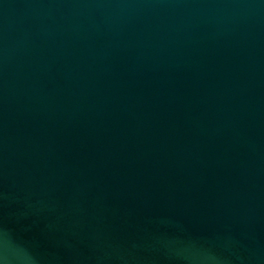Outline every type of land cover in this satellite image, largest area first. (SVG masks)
<instances>
[{
  "label": "water",
  "instance_id": "water-1",
  "mask_svg": "<svg viewBox=\"0 0 264 264\" xmlns=\"http://www.w3.org/2000/svg\"><path fill=\"white\" fill-rule=\"evenodd\" d=\"M5 241L264 264V0H0Z\"/></svg>",
  "mask_w": 264,
  "mask_h": 264
},
{
  "label": "clouds",
  "instance_id": "clouds-1",
  "mask_svg": "<svg viewBox=\"0 0 264 264\" xmlns=\"http://www.w3.org/2000/svg\"><path fill=\"white\" fill-rule=\"evenodd\" d=\"M13 261L28 264L29 257L19 250H13L6 241L0 243V264H13Z\"/></svg>",
  "mask_w": 264,
  "mask_h": 264
}]
</instances>
